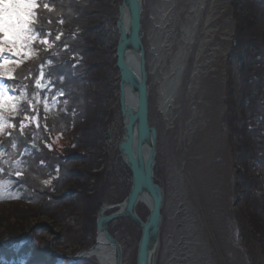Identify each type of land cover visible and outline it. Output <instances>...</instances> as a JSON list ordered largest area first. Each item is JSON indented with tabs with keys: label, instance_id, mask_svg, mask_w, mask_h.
<instances>
[{
	"label": "rangeland",
	"instance_id": "1",
	"mask_svg": "<svg viewBox=\"0 0 264 264\" xmlns=\"http://www.w3.org/2000/svg\"><path fill=\"white\" fill-rule=\"evenodd\" d=\"M234 1L143 0V43L151 87L149 114L159 136L155 178L165 191L160 247L154 264H261L262 261L258 242L251 238L243 216V198L234 192L236 172L241 166L229 142L230 133L221 122L226 109L227 54L236 23ZM121 2L113 0L112 4L118 6ZM117 14L118 11L116 18ZM118 36L114 25L113 42L118 41ZM178 57L182 71L178 85L168 97L164 83L165 79H171ZM230 67L237 96L242 79L238 66L233 63ZM111 84L106 103V119L109 116L111 119L100 141L101 163L94 170L105 172L102 202L109 204L122 202L131 187L130 170L117 149L124 131L118 70L112 75ZM42 136L40 130L35 141L38 147H30L29 151L39 148ZM44 140L51 148L62 144L59 137ZM67 178L66 174L64 180ZM14 200L5 198L0 202ZM138 210L145 220L149 215L146 205H139ZM76 221L68 227L40 217L32 223L33 231L38 230L33 239L49 240L55 255L64 256L59 264H98L93 258H77L80 250L90 247L97 238L84 236L83 221ZM109 226L123 248L124 264H136L140 227L128 217L112 221ZM241 237L250 253L244 252ZM84 243L87 244L83 247Z\"/></svg>",
	"mask_w": 264,
	"mask_h": 264
},
{
	"label": "trees",
	"instance_id": "2",
	"mask_svg": "<svg viewBox=\"0 0 264 264\" xmlns=\"http://www.w3.org/2000/svg\"><path fill=\"white\" fill-rule=\"evenodd\" d=\"M112 1L38 0L37 26L44 29L42 38L51 30L52 36L48 39L53 43L37 44V55L17 69V76L23 77L29 71L33 76L38 75L37 66L50 58L54 65L50 70L52 79L57 90L63 89L64 96L60 104L47 113L46 121L41 110L43 136L39 148L23 156L27 161L22 171L24 182L15 189L20 198L11 203L0 202V264H12L18 257L26 264H59L64 259L54 255L49 240L33 239L38 230L33 231L32 223L40 217L51 218L56 224L68 227L75 220H81L84 236H91L93 240L96 236L95 215L103 201L106 181L105 172L94 170L101 163L100 141L111 119L110 116L106 119V103L112 75L117 70L114 57L117 42H113L112 30L118 6ZM233 11L236 23L227 54L226 109L221 122L230 133L229 142L241 166L236 172L234 192L243 198V216L251 238L258 242L261 264H264V0H235ZM59 20H63V24H59ZM57 31L63 33L60 41H54ZM64 44L68 46L66 51ZM57 52L58 55H52ZM233 63L238 66L237 72L242 79L237 96L231 78ZM27 82L31 84L30 80ZM23 115L17 114L14 121L17 128L13 135L18 145L14 158H19L25 147H31V133L36 132L34 127L25 128L27 139L20 137L19 118ZM44 123L48 125V132L43 129ZM55 137L61 138L62 144L51 149L46 147L44 139ZM0 142L8 152V136L2 135ZM8 171L5 167V172ZM66 174L69 179L64 180ZM2 178L7 179V176ZM155 180L159 183L157 178ZM42 181L50 183L45 185ZM30 229L32 232L20 241L18 249L2 246L21 238ZM242 238L241 244H247ZM248 248L245 245V253H250Z\"/></svg>",
	"mask_w": 264,
	"mask_h": 264
},
{
	"label": "water",
	"instance_id": "3",
	"mask_svg": "<svg viewBox=\"0 0 264 264\" xmlns=\"http://www.w3.org/2000/svg\"><path fill=\"white\" fill-rule=\"evenodd\" d=\"M143 9V0H122L118 5L115 24L119 36L114 57L119 72V105L124 127L117 149L119 157L130 170L131 187L122 202L101 203L95 226L97 232L114 248L116 264H124L123 248L110 231L112 221L128 217L140 227L136 264H154L163 226L165 191L155 180L159 136L158 127L151 123L149 114L151 87L148 81L147 49L143 43ZM125 14L127 26L124 24ZM131 56L136 60V68L130 60ZM128 89L133 94L135 105L127 102ZM141 204H145L148 209L149 215L145 220L137 211ZM84 252L81 251L77 257H81Z\"/></svg>",
	"mask_w": 264,
	"mask_h": 264
},
{
	"label": "snow or ice",
	"instance_id": "4",
	"mask_svg": "<svg viewBox=\"0 0 264 264\" xmlns=\"http://www.w3.org/2000/svg\"><path fill=\"white\" fill-rule=\"evenodd\" d=\"M38 7V0H0V135L7 133L10 141L7 153L5 144L0 142V199L20 198L17 191L5 189H19L24 182L22 171L27 164L23 156L30 155L29 149L25 147L19 158H14L18 147L17 137L13 135V130L17 128L14 122L17 114L24 113L19 118L20 137L27 139L25 128L34 127L36 132L31 133V147L37 148L35 141L42 126L41 110L45 113L43 120L46 121L49 118L47 113L52 111L55 105L60 104V98L64 96L63 89L57 90L52 79L50 70L54 65L50 58L37 66L38 75L33 76L29 71L23 77L17 76V69L37 55L35 47L37 44L48 46L53 43L48 39L52 36L51 30L41 37L44 29L37 26L35 19V10ZM44 7L48 8V5L45 4ZM13 10L14 16L9 14ZM47 23L51 24V20ZM58 23L63 24V20H59ZM62 35V32L57 31L54 41H60ZM67 49V44H64L63 50ZM52 55H58V52ZM29 80L31 84L27 82ZM59 80L62 82L63 77L60 76ZM29 88L32 89L31 92L28 91ZM41 92L44 93L43 97L40 96ZM67 103L66 99L63 100L65 106ZM29 112L32 115H28ZM43 129L48 132L47 123L43 124ZM45 146L51 149L50 144L46 143ZM5 167L9 168L7 173ZM4 176H7V179L2 178ZM42 183L47 185L50 181Z\"/></svg>",
	"mask_w": 264,
	"mask_h": 264
},
{
	"label": "bare ground",
	"instance_id": "5",
	"mask_svg": "<svg viewBox=\"0 0 264 264\" xmlns=\"http://www.w3.org/2000/svg\"><path fill=\"white\" fill-rule=\"evenodd\" d=\"M202 0H200L201 2ZM124 24L127 26L128 24V18L126 14L124 15ZM180 58L178 57L174 64L173 68L171 70V79L166 80L164 83V92L168 97H171L173 94V90L178 85V78L181 73L180 67ZM131 62L133 63V66H137L136 60L133 56L130 58ZM127 93V102L129 104H134V98L133 94L129 92V89L126 91ZM96 241L91 245V247L87 248L85 252L82 254V257L88 258V259H94L97 261L98 264H116V260L114 259V248L109 244L106 238L103 237L102 234L97 232L96 235ZM156 258V257H155ZM155 261V259H154ZM153 261V262H154Z\"/></svg>",
	"mask_w": 264,
	"mask_h": 264
},
{
	"label": "clouds",
	"instance_id": "6",
	"mask_svg": "<svg viewBox=\"0 0 264 264\" xmlns=\"http://www.w3.org/2000/svg\"><path fill=\"white\" fill-rule=\"evenodd\" d=\"M10 15H15V11L13 10L11 13H9Z\"/></svg>",
	"mask_w": 264,
	"mask_h": 264
}]
</instances>
